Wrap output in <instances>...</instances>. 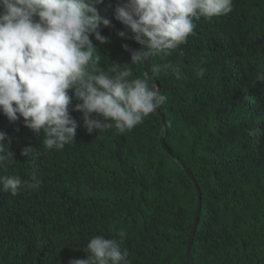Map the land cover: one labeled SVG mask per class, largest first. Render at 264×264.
<instances>
[{
    "label": "trees",
    "instance_id": "trees-1",
    "mask_svg": "<svg viewBox=\"0 0 264 264\" xmlns=\"http://www.w3.org/2000/svg\"><path fill=\"white\" fill-rule=\"evenodd\" d=\"M116 3L97 6L112 25L100 29L109 42L90 37L106 74L112 62H130L123 44L142 48L117 35L132 34L114 18ZM193 22L185 44L147 61L150 83L167 101L131 131L88 133L82 113L70 109L80 127L74 144L57 151L45 148L43 131L0 113L16 160L0 175L37 182L16 196L0 191V264H68L87 258L94 235L121 231L130 264H187L197 209L187 172L202 194L191 264H264V83L256 80L264 72V0H233L229 14ZM163 64L180 78L157 73ZM127 67L133 78L145 76L143 62ZM25 147L35 151L23 156Z\"/></svg>",
    "mask_w": 264,
    "mask_h": 264
},
{
    "label": "clouds",
    "instance_id": "clouds-1",
    "mask_svg": "<svg viewBox=\"0 0 264 264\" xmlns=\"http://www.w3.org/2000/svg\"><path fill=\"white\" fill-rule=\"evenodd\" d=\"M104 3L0 0V113L13 124L22 117L24 125L36 134L43 131L46 149L60 151L74 144L80 125L70 109L82 113L88 133L114 128L123 134L141 124L166 103L167 96L150 83V77L133 78L127 65L146 63L157 54L170 55L187 42L196 27L194 20L233 11V0H117L114 18L132 34L129 37L126 31H119L117 35L142 48L132 50L123 44L130 52V62H112L106 74L93 59L98 50L90 39L109 42L100 29L112 25L97 9ZM162 69L180 78L174 65L163 64L155 71ZM205 72L199 68L196 75L203 78ZM256 80L264 83V72L258 73ZM9 143L7 134L0 131V167L16 161L13 151L6 150ZM34 151L25 147L21 155L28 157ZM35 187V177L29 183L19 176L0 175V191L12 196L22 188ZM124 236L122 231L112 238L94 235L83 250L87 258H70L68 264H130L127 249L121 248Z\"/></svg>",
    "mask_w": 264,
    "mask_h": 264
},
{
    "label": "water",
    "instance_id": "water-1",
    "mask_svg": "<svg viewBox=\"0 0 264 264\" xmlns=\"http://www.w3.org/2000/svg\"><path fill=\"white\" fill-rule=\"evenodd\" d=\"M144 69H145V76H147L148 75L147 62L144 63ZM154 84L160 90V85L158 83H154ZM160 116L162 118L163 127L165 128L166 125H165L164 117H163V115H160ZM162 147L169 155L173 156L172 152L170 151V149L168 148V146L166 145L164 140H162ZM187 175L192 180V182H193V184H194V186L196 188V191H197V209H196V214H195L193 225H192V229H191V234H190V239H189L188 255H187V264H191L190 246H191L194 234L196 232L197 225H198L199 218H200V213H201V210H202V194H201V190L199 188V185L197 184V182L194 179L193 175L190 172H187Z\"/></svg>",
    "mask_w": 264,
    "mask_h": 264
}]
</instances>
